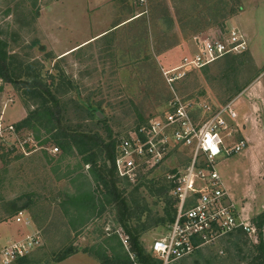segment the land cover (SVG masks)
<instances>
[{
	"label": "rangeland",
	"instance_id": "rangeland-1",
	"mask_svg": "<svg viewBox=\"0 0 264 264\" xmlns=\"http://www.w3.org/2000/svg\"><path fill=\"white\" fill-rule=\"evenodd\" d=\"M231 29L242 31L248 51L194 71L175 87L183 97L207 100L214 109L241 96L235 107L250 121L233 141L253 140L247 145L255 146V160L244 158L243 152L234 154L219 170L227 186L245 195L244 219L254 224L264 213V0H0V41L11 58L9 74L21 72V81L37 72L62 79L57 88L66 125L98 133L107 142L108 130L120 140L164 109L172 90L163 69L196 54L204 41L224 39ZM30 93L27 86L0 77V119L13 125L25 119L37 102ZM27 134L23 129L18 133L22 138ZM40 136V151L29 156L12 150L19 136L0 142V247L22 230L15 223L20 210L33 218L44 237L40 249L13 264H102L96 254H114L107 239L129 238L131 251L126 224L144 230L140 241L149 253L169 233L166 198L155 196L149 182L184 171L189 149L175 150L135 183H117L135 211L123 222L109 205L102 215L91 216L72 203L70 197L79 189H96L90 166L75 153L61 162V151L44 154L55 145L44 131ZM100 157L111 167L107 153ZM256 228V240L240 230L194 254H206L204 264H248L260 244ZM190 258L172 264H203Z\"/></svg>",
	"mask_w": 264,
	"mask_h": 264
},
{
	"label": "built area",
	"instance_id": "built-area-1",
	"mask_svg": "<svg viewBox=\"0 0 264 264\" xmlns=\"http://www.w3.org/2000/svg\"><path fill=\"white\" fill-rule=\"evenodd\" d=\"M222 40L204 41L199 51L187 56L177 66L163 69V76L172 90L164 109L146 120V123L129 131L119 140L114 168L117 176L131 183L159 167L175 150L191 151L190 162L184 171L168 176L174 188L171 191L178 201L176 220L169 233L155 241L151 255L161 264H172L185 259L206 245L216 243L240 230L258 238L253 222L244 219L229 194L219 170L221 162L247 147L245 139L233 141L242 131L234 99L219 108L207 100L197 101L183 97L176 91V83L189 74L205 68L231 54L248 51V41L242 31L231 29ZM16 124L0 119V142L10 135L19 136L14 152L29 156L40 151V143L32 134L18 135ZM233 142V143H232ZM48 150L52 155L57 147ZM15 223L22 230L5 246L0 247V264H13L35 253L43 246L42 231L25 211L15 216ZM132 261L129 238L122 237ZM135 264H138L135 262Z\"/></svg>",
	"mask_w": 264,
	"mask_h": 264
},
{
	"label": "trees",
	"instance_id": "trees-1",
	"mask_svg": "<svg viewBox=\"0 0 264 264\" xmlns=\"http://www.w3.org/2000/svg\"><path fill=\"white\" fill-rule=\"evenodd\" d=\"M6 47V43L0 41V77L5 82L12 83L14 86H27L33 90V93L30 94L35 96V100H37V102L34 103L35 105H33L34 109L29 110L27 117L16 124L18 131L22 129L27 130L29 133L33 134L37 140L41 139L40 132L44 131L45 135L49 136L50 140L54 143L55 146L52 147H57L59 151L62 152L58 162H61L67 154L75 153L80 156L81 162L84 165L90 166L96 189L92 190L91 187L87 190L83 188L79 189L78 195H72L70 197L74 205H78V208L89 212L91 216L97 213L102 215L106 211V206L109 205L113 210H118L120 219L123 222L129 220L131 216L133 217L135 215L134 208L124 196L125 190L117 185L119 181L129 182L119 178L114 168L119 139L112 138L111 130H108V138H111V140L107 142L106 139L98 133H89L79 128H73L71 125L67 126L63 116L64 108L61 98L58 95L59 89L57 88V86L62 84V79L57 81L54 76L45 78L38 72L28 77L27 81H21V72H14L10 75L9 67L11 65V58L7 55ZM94 114L91 113V116H94ZM95 116L100 117L99 114H95ZM99 121L107 124L101 117ZM145 123L146 120L140 122L135 128H139ZM32 130L36 131V134ZM104 153H107V159L111 162V167L109 168L107 163H105L106 159L104 160L102 158L103 161H101L102 159L98 158L100 154ZM44 154H48V151L44 150ZM176 172L177 171H173V173ZM163 182L153 181L151 179L149 182L150 189L155 196L166 198L167 207L164 214H166L171 225H173L177 216L178 201L176 198L169 195L174 188L173 183L169 180H163ZM254 224L259 230L260 244L255 246L256 255L249 260L248 264H264V213L254 220ZM125 228L131 236V253L135 257V262L138 264H161L158 259L154 258L145 250L141 243V234L144 230L141 229L140 231L138 228L132 229L127 224ZM113 243H116V245H113ZM105 244L108 248L110 246L114 254L110 255V257L101 252L96 254L95 257L102 264H135L129 252L124 247L123 242L118 239V237L115 239H107ZM68 256L69 255L61 257L59 261L66 260ZM26 259L27 258H23L18 262L21 263L26 261Z\"/></svg>",
	"mask_w": 264,
	"mask_h": 264
},
{
	"label": "crops",
	"instance_id": "crops-1",
	"mask_svg": "<svg viewBox=\"0 0 264 264\" xmlns=\"http://www.w3.org/2000/svg\"><path fill=\"white\" fill-rule=\"evenodd\" d=\"M241 97V96H240ZM240 97H238L237 99H240ZM236 106V105H235ZM237 112H238V114H239V117H240V122H241V124H242V131H241V133L242 132H244V127L245 126H247V124H248V121H250V119L247 117V115L245 114V115H242L241 114V112L240 111H238L237 110ZM251 118V117H250ZM254 122H256L255 121V119L252 117L251 118ZM253 121H251L252 122V126H254V122ZM248 127H249V125H248ZM255 127V126H254ZM245 134H246V132H245ZM246 138V140H247V142H248V144H250V142L252 141V144H254V142H253V140H251L248 136H246L245 137ZM254 150H255V146H250V147H248V145H247V147L243 150V157L244 158H249L250 160H252V159H254V157L256 156V155H254ZM245 151V152H244ZM255 160V159H254ZM258 174H261V172H262V170L261 169H258ZM226 184V183H225ZM226 187L228 188V191H229V194H230V196L232 197V199L234 200V202L236 203V205H237V207H238V209L242 212V214H243V216L244 215H246L245 214V211H246V208H245V205H243V204H245V203H242V199L241 198H246L245 197V195L242 197V196H240L236 191H234L233 189H232V187H229V186H227L226 185ZM248 203H250V202H248ZM247 207V206H246ZM264 207V206H263ZM260 214V213H259ZM249 216V215H248ZM223 239V238H222ZM202 248V247H201ZM223 253V252H222ZM197 254V255H196ZM196 254H194L193 256H191V260L193 259V260H197V261H200L201 263H203L204 264V260H206L205 258H207L206 256V254H204V253H201V254H198V253H196Z\"/></svg>",
	"mask_w": 264,
	"mask_h": 264
}]
</instances>
